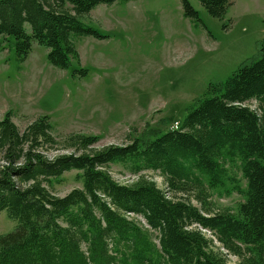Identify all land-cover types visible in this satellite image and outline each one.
<instances>
[{
	"label": "trees",
	"instance_id": "1",
	"mask_svg": "<svg viewBox=\"0 0 264 264\" xmlns=\"http://www.w3.org/2000/svg\"><path fill=\"white\" fill-rule=\"evenodd\" d=\"M117 1L0 0V36L13 37L21 62L37 41L53 66L68 69L81 64L76 37H108L81 18ZM200 1L218 19L232 5ZM183 8L201 21L189 0ZM55 133L48 116L23 130L11 111L0 121V213L18 221L0 234V264H228L230 256L264 264V46L257 60L211 83L178 128L152 139L130 133L127 144L99 147L97 135ZM236 160L246 200L238 210L219 208L212 192L239 184L229 167ZM114 164L137 180L116 181ZM72 171L82 187L56 194ZM147 171L159 172L164 188Z\"/></svg>",
	"mask_w": 264,
	"mask_h": 264
},
{
	"label": "rangeland",
	"instance_id": "2",
	"mask_svg": "<svg viewBox=\"0 0 264 264\" xmlns=\"http://www.w3.org/2000/svg\"><path fill=\"white\" fill-rule=\"evenodd\" d=\"M189 1L201 21L186 17L183 0H119L97 6L81 20L108 37H76L81 64L73 62L68 69L53 66L49 49L37 41L21 62L13 37L0 36V121L11 111L23 130L48 116L57 136L97 135L99 147L127 144L130 133L152 139L178 128L211 83H222L257 60L264 46V0H231L223 19L212 17L200 0ZM79 68L89 73L73 74ZM240 166V160L229 165L239 184L213 190L219 208L238 210L246 200L239 191L247 187ZM110 171L121 184L137 180L121 164ZM144 174L164 188L159 172ZM77 176V171L65 173L56 194L82 187ZM131 217L145 224L141 217ZM17 226L6 210L0 213V234ZM228 259V264L238 262L234 256Z\"/></svg>",
	"mask_w": 264,
	"mask_h": 264
}]
</instances>
